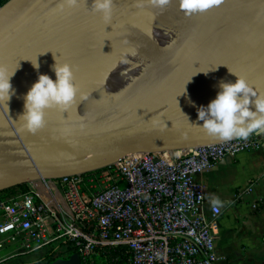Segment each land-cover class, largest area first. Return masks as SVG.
<instances>
[{
  "label": "water",
  "instance_id": "obj_1",
  "mask_svg": "<svg viewBox=\"0 0 264 264\" xmlns=\"http://www.w3.org/2000/svg\"><path fill=\"white\" fill-rule=\"evenodd\" d=\"M56 2L0 6V63L19 65L8 108L0 102V191L96 170L133 153L226 141L195 124H202L197 108L215 97L221 80L237 75L264 93V0H221L192 15L178 0L164 8L114 0L110 20L91 11L92 0L63 13L54 11ZM133 48L135 55L122 60ZM54 57L74 66L77 96L67 110L45 109L42 128L23 130L24 93L38 72L55 79ZM50 264H81V257Z\"/></svg>",
  "mask_w": 264,
  "mask_h": 264
},
{
  "label": "built area",
  "instance_id": "obj_2",
  "mask_svg": "<svg viewBox=\"0 0 264 264\" xmlns=\"http://www.w3.org/2000/svg\"><path fill=\"white\" fill-rule=\"evenodd\" d=\"M264 148L246 139L122 157L77 175L41 178L18 193L0 191V264L45 250L42 258L81 264H217L221 208L205 209L198 175L225 157ZM53 260V261H54Z\"/></svg>",
  "mask_w": 264,
  "mask_h": 264
},
{
  "label": "clouds",
  "instance_id": "obj_3",
  "mask_svg": "<svg viewBox=\"0 0 264 264\" xmlns=\"http://www.w3.org/2000/svg\"><path fill=\"white\" fill-rule=\"evenodd\" d=\"M82 2L85 3V0H57L54 11L63 13ZM169 2L170 0H150L158 8H164ZM220 2L221 0H178V6L185 15H192L204 12ZM113 4L114 0H92L91 11L98 13L104 20H110ZM127 55H135V49L122 53L121 59L126 61ZM54 60L50 67L55 79L48 73L38 72L37 79L24 93L23 111L18 115V119L22 120L23 130L35 132L42 128L45 124V109L56 106L67 110L77 96L74 66L67 61L60 62L56 57ZM31 63L35 69H39L37 59L35 62L31 60ZM18 67V64L9 68L0 63V102L7 108L6 102L15 94L10 78ZM218 87L215 97L207 105L202 104L197 108V120L202 121V124H195L223 140L246 139L253 133H264V93L255 92L242 75H237L235 82L221 80Z\"/></svg>",
  "mask_w": 264,
  "mask_h": 264
},
{
  "label": "crops",
  "instance_id": "obj_4",
  "mask_svg": "<svg viewBox=\"0 0 264 264\" xmlns=\"http://www.w3.org/2000/svg\"><path fill=\"white\" fill-rule=\"evenodd\" d=\"M198 179L206 212L213 204L221 208L217 264H264V148L225 157Z\"/></svg>",
  "mask_w": 264,
  "mask_h": 264
},
{
  "label": "rangeland",
  "instance_id": "obj_5",
  "mask_svg": "<svg viewBox=\"0 0 264 264\" xmlns=\"http://www.w3.org/2000/svg\"><path fill=\"white\" fill-rule=\"evenodd\" d=\"M45 256V250H37L30 253L18 254L15 258L18 264H46L42 258Z\"/></svg>",
  "mask_w": 264,
  "mask_h": 264
},
{
  "label": "trees",
  "instance_id": "obj_6",
  "mask_svg": "<svg viewBox=\"0 0 264 264\" xmlns=\"http://www.w3.org/2000/svg\"><path fill=\"white\" fill-rule=\"evenodd\" d=\"M7 0H0V6L2 4H4ZM29 188V183H25V184H20V185H17V186H14V187H11V188H8V189H5L3 190V192L5 193H18V192H22V191H25ZM54 259H51L49 260L50 262H52ZM47 264H50V263H47Z\"/></svg>",
  "mask_w": 264,
  "mask_h": 264
}]
</instances>
